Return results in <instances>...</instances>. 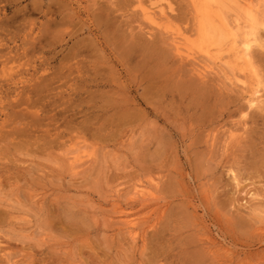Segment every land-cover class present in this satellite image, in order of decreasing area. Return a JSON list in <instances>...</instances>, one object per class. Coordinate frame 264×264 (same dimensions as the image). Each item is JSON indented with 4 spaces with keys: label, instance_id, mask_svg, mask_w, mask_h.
Here are the masks:
<instances>
[{
    "label": "rangeland",
    "instance_id": "rangeland-1",
    "mask_svg": "<svg viewBox=\"0 0 264 264\" xmlns=\"http://www.w3.org/2000/svg\"><path fill=\"white\" fill-rule=\"evenodd\" d=\"M196 41L189 0H0V264H264V106Z\"/></svg>",
    "mask_w": 264,
    "mask_h": 264
},
{
    "label": "bare ground",
    "instance_id": "bare-ground-1",
    "mask_svg": "<svg viewBox=\"0 0 264 264\" xmlns=\"http://www.w3.org/2000/svg\"><path fill=\"white\" fill-rule=\"evenodd\" d=\"M189 2L191 3L192 7L194 8V12L196 14L197 41H196V43L191 44L190 48L188 47L189 49H187V51H186L187 54L188 55L190 54L189 50L192 51L191 48L193 47V48L198 49V51L203 54V57L206 56L210 60H215V61H218L220 63L222 62L221 59H223L225 57V55H226V59L224 58V60H226V61H227V59L230 60V58L231 59L233 58L235 66H237V65L239 66V69H238L239 72H237L238 76L235 74L233 75V73H235V71H233L230 67H228V69H231V70H227V68H224L223 66L222 67L224 69H226L227 72L231 71V74L234 76V78H233V76H231V79L233 78L232 80H234V82L236 81L240 85H244V88L245 87L247 88V95H248L247 96V104H248L247 106H249V109L254 108V107L264 106V92H262V90H259V83L257 81H254V83H250L247 85V84H245V81L241 78V76L246 78L247 75L250 74L251 58L253 57L252 48H254L256 46L258 48L264 49V41L262 40V36H259L258 32H256L257 27L259 25L258 16L260 15L259 14L258 16H256V12L260 9V6L262 4H264V0H258L259 4L257 3L256 5H253L251 0H244V2L241 4V5H243V8L240 10L241 17L238 15L240 18H236L234 20V22L231 23V24H234L233 26H231L229 20L227 19V17H229V16H227L229 11L227 10V7H226L227 3L225 0H189ZM137 6L141 12L143 19L146 22H148L150 25H154L155 27L158 26L159 22H156L157 20L155 19L157 17H155L153 14L154 13L153 10L155 11L156 5H154V7L152 9V7L151 8L148 7L149 5L147 6V3L145 5L142 2H139V4ZM158 9H159V6H158ZM160 9L162 11H160L159 14L163 15L164 9H162V8H160ZM155 12H157V11H155ZM259 12H260V10L257 13H259ZM155 14H157V13H155ZM164 16H165V14H164ZM161 26H162V23H161ZM159 28H160V26H159ZM248 28H250V30H252V29L254 30L252 33V38L250 40L240 41L241 36L244 34L246 35V33H243V31L247 30ZM179 42H180V40H179ZM185 47H187V46H185ZM174 48H175L177 55H179L180 57L184 54L183 53L184 49L182 48V45L179 44L178 42H176L174 44ZM190 56H193V55H190ZM190 56H188V57H190ZM228 57H230V58H228ZM209 59H205V60H209ZM208 62H211V61H208ZM200 64H202V63H200ZM200 64L198 66H200ZM207 65H210V64L208 63ZM216 65H218V64H216ZM224 65L228 66V63H224ZM203 66L204 67L201 70L203 71L202 73H205L206 68H205V65H203ZM211 66H213V65H211ZM207 69L210 70V68H208V66H207ZM232 71H233V73H232ZM253 73H255V72H253ZM141 187H139V189L137 188L138 190H137L136 195L138 194L139 197L141 196V197L147 198V195L150 191L146 192ZM149 194H152V193L150 192ZM150 197H151V195H150ZM150 197H148V199H150ZM145 201H147V199ZM131 220H132V218H131ZM129 226L133 228L135 226V224L132 221H130ZM132 228H131V230H132ZM132 231H134V230H132ZM210 243H211V241H210ZM214 243H213V245H215Z\"/></svg>",
    "mask_w": 264,
    "mask_h": 264
}]
</instances>
